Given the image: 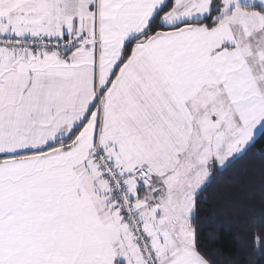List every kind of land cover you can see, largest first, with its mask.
Segmentation results:
<instances>
[{
  "label": "snow or ice",
  "instance_id": "obj_1",
  "mask_svg": "<svg viewBox=\"0 0 264 264\" xmlns=\"http://www.w3.org/2000/svg\"><path fill=\"white\" fill-rule=\"evenodd\" d=\"M261 142L264 0H0V264H220Z\"/></svg>",
  "mask_w": 264,
  "mask_h": 264
},
{
  "label": "trees",
  "instance_id": "obj_2",
  "mask_svg": "<svg viewBox=\"0 0 264 264\" xmlns=\"http://www.w3.org/2000/svg\"><path fill=\"white\" fill-rule=\"evenodd\" d=\"M262 147H264V142L257 144L252 150V153H249L247 157L240 160L235 165L234 169L227 174L228 177L232 179L230 185L218 181L217 184L213 186L215 192L227 194L229 196L236 195L238 185L247 179H253L258 186L261 183L260 171L261 165H264V157L253 155V153H258ZM250 173H252L251 176ZM245 205L254 206L257 212L248 213L245 211L244 207H241L234 217L230 218L227 214H220L214 217L215 220L224 225V227L218 229L216 233L220 242L212 245L214 251L223 253L225 257L220 264H249L252 260L249 253L241 251L242 238L246 235V231L239 226V221L245 219L252 221L259 218V209L264 205V199H261L258 187L246 198ZM205 236H207V232Z\"/></svg>",
  "mask_w": 264,
  "mask_h": 264
}]
</instances>
